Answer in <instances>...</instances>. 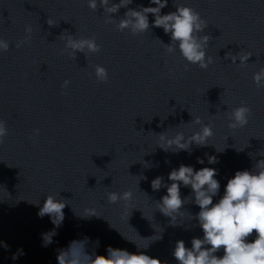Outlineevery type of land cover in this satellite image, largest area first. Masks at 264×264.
Wrapping results in <instances>:
<instances>
[{"label": "clouds", "instance_id": "1", "mask_svg": "<svg viewBox=\"0 0 264 264\" xmlns=\"http://www.w3.org/2000/svg\"><path fill=\"white\" fill-rule=\"evenodd\" d=\"M132 3L133 0H119V2L87 0V7L94 12L103 9V14H107L105 23H115L116 29L121 32L128 30L133 35H139L149 31L151 27L162 28L165 34L170 35V43L164 44L166 51L171 54L178 49L186 61V70L190 65L207 70L213 63L212 57L206 52L212 37L205 34L208 24L198 11L185 4H175V11L161 14V10L168 5V0H149V3L155 7H145L141 4L135 9L128 7ZM121 8H126L127 11L116 22L117 18H114L113 14H118ZM149 14L154 17L151 24ZM47 24L56 25L50 18ZM24 31L25 36L16 41V48L22 47L31 39L32 27L26 25ZM65 33L59 36L64 41L61 54L67 51L70 59L75 60L77 53L84 54L87 59L89 54L101 51V45L96 42L94 36L77 38L76 35ZM9 47V41L0 38V52H7ZM251 56H253L251 53L241 49L235 54L228 52L224 58L230 59L231 64H237L239 61V66L244 67L249 64ZM94 75L97 82H106L109 78L108 70L102 65H94ZM252 79L257 89L264 88V66L253 73ZM69 84L70 81L66 79L61 88L67 89ZM251 112V108L243 101L239 106L228 109L225 112L227 127L231 130L246 127ZM191 122L200 125L199 131L187 137L183 132H176L171 137L167 136L166 132L161 133L158 135V146L165 152L186 151L189 154L193 145L208 146L209 139L214 135L213 125L203 123L198 116L193 117ZM34 132L39 135V129H35ZM7 135L6 121L0 120V143H3ZM249 155L252 156L251 153ZM259 156L264 157V154ZM198 163L203 164L204 160L198 158ZM208 163H218L217 157L208 156ZM217 175L218 170L212 167L194 170L193 166L181 164L168 174L167 180L170 183H165L164 178L160 176L151 181V188L154 191L162 187L167 189V194L155 203L157 210L164 217L170 218L171 226H182L185 221L196 220L203 232L202 237L191 239V247H187L184 240H177L172 252L173 257L178 264H264V159L255 162L250 170H237L234 176L227 180L223 195L214 203V197L219 195L221 188L219 180L215 178ZM142 179L146 177L142 176ZM181 185L191 189L189 196L182 198ZM132 199L131 189L122 193L115 191L107 193L109 204L123 201L127 207ZM67 201L60 197V192L47 194L43 206L39 208L38 216H49L52 223L59 227L64 220V209L69 205ZM189 203L197 205L199 212L192 215L184 211V205ZM36 204H39V201ZM185 212L189 217L187 220H184ZM83 213L84 218L98 217L94 208H85ZM181 220L184 222L180 223ZM161 233L158 236L142 239L153 243L162 239ZM55 235V231L43 234V246L52 244ZM151 243L144 247L136 244L137 252H129L127 249L113 248L109 245L106 247V254H98L95 248L99 247V241L93 244L90 238L85 236L82 239H73L66 247L59 248L56 260L57 264H167L166 261L140 251L147 249ZM4 247L7 248V245L4 244ZM221 251L223 255H217ZM23 254L20 250L13 255V259Z\"/></svg>", "mask_w": 264, "mask_h": 264}]
</instances>
